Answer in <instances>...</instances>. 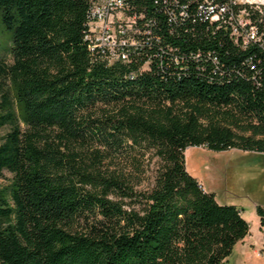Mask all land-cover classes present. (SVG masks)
I'll use <instances>...</instances> for the list:
<instances>
[{
    "label": "trees",
    "instance_id": "obj_1",
    "mask_svg": "<svg viewBox=\"0 0 264 264\" xmlns=\"http://www.w3.org/2000/svg\"><path fill=\"white\" fill-rule=\"evenodd\" d=\"M123 1L148 34L127 66L89 50L91 0H0V264H225L250 235L184 152L264 154L263 49L242 50L192 1ZM119 158L122 172L107 165Z\"/></svg>",
    "mask_w": 264,
    "mask_h": 264
},
{
    "label": "rangeland",
    "instance_id": "obj_2",
    "mask_svg": "<svg viewBox=\"0 0 264 264\" xmlns=\"http://www.w3.org/2000/svg\"><path fill=\"white\" fill-rule=\"evenodd\" d=\"M11 34L0 22V59L12 63L9 54ZM10 127L0 129V143ZM186 171L197 179L204 191L212 193L220 205H232L242 212L249 225V233L236 244L225 264H264V242L260 231L257 207L264 211V154L230 149L212 152L205 148H187L184 152ZM107 164V163H106ZM122 172V158L107 164ZM140 191L148 190L155 171V159L142 165ZM11 175L3 172L0 187L6 185Z\"/></svg>",
    "mask_w": 264,
    "mask_h": 264
},
{
    "label": "built area",
    "instance_id": "obj_3",
    "mask_svg": "<svg viewBox=\"0 0 264 264\" xmlns=\"http://www.w3.org/2000/svg\"><path fill=\"white\" fill-rule=\"evenodd\" d=\"M184 1H192L210 26L220 27L242 50L258 45L264 51V0ZM188 8L183 4L177 14L171 9L169 16H185ZM143 21V15L130 13L123 0H91L86 36L89 50L105 55L109 65H129L130 55L148 44ZM149 69L146 62L140 71Z\"/></svg>",
    "mask_w": 264,
    "mask_h": 264
}]
</instances>
